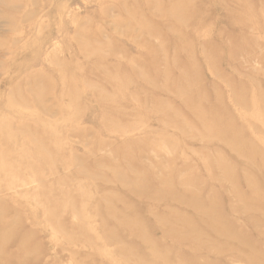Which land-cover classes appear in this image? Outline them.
I'll list each match as a JSON object with an SVG mask.
<instances>
[{"label":"rangeland","instance_id":"374dc122","mask_svg":"<svg viewBox=\"0 0 264 264\" xmlns=\"http://www.w3.org/2000/svg\"><path fill=\"white\" fill-rule=\"evenodd\" d=\"M0 264H264V0H0Z\"/></svg>","mask_w":264,"mask_h":264}]
</instances>
